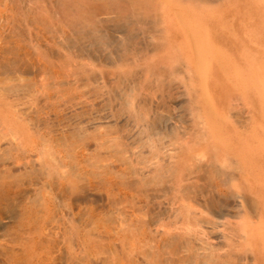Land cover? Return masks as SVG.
<instances>
[{
  "label": "rangeland",
  "instance_id": "1",
  "mask_svg": "<svg viewBox=\"0 0 264 264\" xmlns=\"http://www.w3.org/2000/svg\"><path fill=\"white\" fill-rule=\"evenodd\" d=\"M238 1L0 0V264H264L236 150L260 98L234 74L208 104L194 46L161 22L187 37L178 14L213 16L200 29L235 54L259 28L251 0L219 16Z\"/></svg>",
  "mask_w": 264,
  "mask_h": 264
},
{
  "label": "bare ground",
  "instance_id": "2",
  "mask_svg": "<svg viewBox=\"0 0 264 264\" xmlns=\"http://www.w3.org/2000/svg\"><path fill=\"white\" fill-rule=\"evenodd\" d=\"M248 1L250 2V0H248ZM246 2H247V0H239L238 3L234 7L228 8L231 11L225 10L219 16L220 17L223 16L226 12H228L231 16H235L236 10H241V14L245 15L243 10L247 6ZM159 3H160V7L163 9H165V8L168 9V7L174 6V0H159ZM250 6H252V9L254 10V12L251 14H254V16H258L257 27H259V28L252 35H250L249 33H246L248 30L247 31L243 30L242 33L240 32L241 33L240 34L239 31H241V29L240 30H239V28L237 29L239 31L236 34L239 33L243 39H241V43H242L241 47H237V46L234 47L237 50L235 52V54H234V52L231 53L229 51V49H225V48H223L224 50L222 48L220 49L218 47V46H221L220 39H218L216 36H212V34L208 33L207 31L205 32L203 30V32H202V30L200 29V26L198 23L204 25L205 21H207L206 18L208 20L209 19L212 20L211 17H213V16L208 15L206 18L204 16H200V15H196V14L191 16V12H190L187 16H185L183 19H181L182 17H179L180 15L178 14L177 15L178 20L183 25V27L187 29V31L190 34V35L188 34L189 36H187V37H184L182 34L177 33L176 29L174 30L173 26H171L175 22L174 18H173V23H172V22H169V20H171L169 18V16H168L169 19L167 18V16H164L162 18L161 22L164 23L166 26V31H167L166 34L171 35L175 40L176 39L180 40V42L182 41V39H187L188 43H190L191 45L194 46V48H195L194 53H193L194 55L191 56V60L197 61V64H198L197 68L199 70V75L202 78L201 81L203 83L202 87H203V91H204V98H202V99H204L205 101H208V104L212 100L214 101L215 97H219L220 96L219 93H221L222 90L224 89V84H223L224 81L231 80V77L235 74L236 75V81H238L237 86L239 88H241L242 91H245V93H247V91H249L248 94L250 96L255 95V92H256V95L260 98V102H259L260 115H258V113H257L254 116H255L256 120L259 119L260 121L264 122V67L261 69L262 64L264 63V0H251ZM190 8L193 10L194 7L191 5ZM167 13H169V12H167ZM248 14H250V13H248ZM236 18H237V16H236ZM242 18L244 19L243 23H245L247 20H249L248 17H246V18L242 17ZM240 20L242 21V19H240ZM233 21H234V19L232 18V22ZM169 23H171V25ZM228 23H229V26H231V30L232 29L235 30V22H234V24L231 22H228ZM174 24H176V23H174ZM240 24H242V23H240ZM176 25L178 27L181 26L179 24H176ZM122 28H124V26H122ZM203 29H204V27H203ZM207 29H209V28L207 27ZM210 34H211V36H210ZM239 34H238V36H239ZM180 38H182V39H180ZM227 41L229 42L231 40H227ZM90 42H92V43L94 42L100 46L103 41H101L99 39H96V40L91 39ZM228 42H227V44H228ZM229 43H231V42H229ZM235 44H238V42L236 41ZM215 45H217V48H215ZM88 46L91 47V45H88ZM15 48L16 47L12 48V50H14ZM7 50H8L7 54H9L10 49H7ZM12 50H10V52ZM226 51L229 53H227ZM3 53H4V51H3ZM22 62H23V60H20L19 58L14 57V58L10 59L9 61H7V64H5V66H7V67L10 66L9 69H14V67L15 68H22L24 66V65H22ZM259 67H260L261 71L256 72L255 70H259V69H257ZM25 69H28V67H25ZM213 96H215V97L213 98ZM222 99H223V95L220 96L218 101H220ZM206 105H207V103H206ZM209 109H210V111H209ZM207 114H208L207 115L208 119H211L213 117H217V118L220 117L221 113L216 108L215 102H214V104L208 106ZM255 133L256 134L252 136V141L247 142L246 140H244L243 143L241 142V145H239V143H238L236 150H240L242 152H247L248 155H250V157H252L250 159H246L245 161H243L242 165H243V168H245L247 170V172H249L248 176L250 177V180L254 179V180L258 181V187H259L258 189L263 194V201H264V126L262 124H261V127H260V125L255 126ZM224 136H225V134H224ZM217 138L219 139L221 137L218 136ZM225 139H226V136H225ZM225 139H224V141H225ZM227 141H225V142H227ZM247 162L250 164L254 163L255 173H252L250 167H248L250 164L248 165ZM256 183L255 184L253 183V184L256 185ZM5 197L7 198L9 196L5 195ZM7 200H8V198H7ZM262 227H263L262 228L263 229V231H262L263 237L262 238L264 239V217H263V221H262ZM263 243H264V241H263ZM262 250L264 251V246H262Z\"/></svg>",
  "mask_w": 264,
  "mask_h": 264
}]
</instances>
